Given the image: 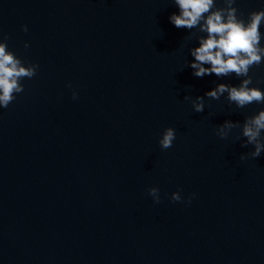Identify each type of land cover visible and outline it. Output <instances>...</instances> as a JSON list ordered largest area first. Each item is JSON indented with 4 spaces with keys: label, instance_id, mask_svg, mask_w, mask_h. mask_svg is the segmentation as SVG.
I'll list each match as a JSON object with an SVG mask.
<instances>
[{
    "label": "water",
    "instance_id": "95a60500",
    "mask_svg": "<svg viewBox=\"0 0 264 264\" xmlns=\"http://www.w3.org/2000/svg\"><path fill=\"white\" fill-rule=\"evenodd\" d=\"M233 7L247 21L264 0ZM173 13V0H0L8 50L39 66L0 107V264H264V151L251 157L239 127L216 134L264 103L205 97L244 77L193 76L207 34ZM249 75L264 92V59Z\"/></svg>",
    "mask_w": 264,
    "mask_h": 264
},
{
    "label": "clouds",
    "instance_id": "9594fccd",
    "mask_svg": "<svg viewBox=\"0 0 264 264\" xmlns=\"http://www.w3.org/2000/svg\"><path fill=\"white\" fill-rule=\"evenodd\" d=\"M179 9V14L173 13L169 21L178 29L191 30L198 28L200 33L206 36H196L198 47L190 49L194 60L187 66L193 69V76L202 78L205 75L215 74L216 77H226L235 74L236 77H244L239 86L220 83L214 89L205 93V97L219 99L226 95L229 104H235L237 108H244L252 103H264V92L257 87H249L252 77L249 75L251 67L259 66L264 59V46H261L262 35L259 28L264 23V9L248 14L245 21L237 16V8L233 7L235 0H223L224 7H216L214 0H173ZM22 30L27 32V26ZM0 107L7 108L16 99V94L24 91L20 82L24 78L31 79L36 75L38 65L25 63L13 52L8 50L7 34L0 33ZM25 48L29 45L25 43ZM205 65H208L207 67ZM77 93L73 91L72 98L76 99ZM197 96L191 99L194 112L204 111V98ZM241 129L240 135L246 140L242 147L254 146V151L249 155L257 158L264 151V110L258 114L246 117L241 124L226 120L216 128V134L220 138H227L234 128ZM240 137L238 136L237 139ZM176 139V131L172 127L164 129L158 143L161 149L172 147ZM241 160L245 159L241 155ZM155 203L160 202L159 189L151 187L147 189ZM195 196L193 193L188 198V203ZM171 200L180 202L182 196L180 190L172 193Z\"/></svg>",
    "mask_w": 264,
    "mask_h": 264
}]
</instances>
